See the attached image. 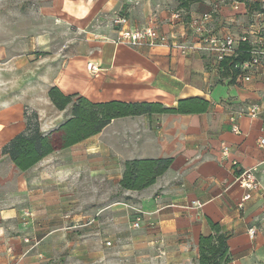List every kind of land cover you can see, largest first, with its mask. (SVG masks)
<instances>
[{
	"label": "crops",
	"instance_id": "1",
	"mask_svg": "<svg viewBox=\"0 0 264 264\" xmlns=\"http://www.w3.org/2000/svg\"><path fill=\"white\" fill-rule=\"evenodd\" d=\"M235 1L238 10L230 0H188L186 9L176 0H50L44 16L60 21L65 35L54 50L51 37H36L34 22L22 29L17 20L8 31L0 24V264H49L57 258L64 264H197L198 240L211 234L207 220L225 238L224 264H264V146L258 145L264 131L245 114L251 104H264V71L245 82L231 61L217 63L204 52L182 55L111 42L115 15L126 16L131 27L151 20L171 40L192 42L188 23L209 13L211 34L238 39L254 23V13L264 11L255 0ZM262 20L264 25V15ZM21 47L27 50L22 56ZM37 48L44 49L42 58H36ZM89 63L94 72L86 69ZM53 86L92 103L173 108L200 98L210 105L197 115L115 119L97 135L21 172L1 150L25 129V105L40 118L37 97L48 109L66 113L68 107L59 112L47 97ZM158 158H172V164L152 186L119 189L124 161ZM247 169L260 187L242 203L247 192L234 179ZM116 191L124 201H116ZM193 202L200 208L191 207ZM136 219L139 228L133 229Z\"/></svg>",
	"mask_w": 264,
	"mask_h": 264
},
{
	"label": "trees",
	"instance_id": "2",
	"mask_svg": "<svg viewBox=\"0 0 264 264\" xmlns=\"http://www.w3.org/2000/svg\"><path fill=\"white\" fill-rule=\"evenodd\" d=\"M179 7L188 8V0H176ZM240 1V0H238ZM242 53L231 61V67L248 59L249 47L241 46ZM52 106L59 112L70 107L69 117L55 130L42 133L38 114L34 110H24L25 129L14 136L1 150L10 162L21 172H25L48 155L70 148L100 133L111 121L126 117L150 115H197L207 112L209 102L200 98L184 99L173 108L159 103H92L79 95H65L57 87L47 91ZM172 158L132 159L123 162L118 187L122 191L140 192L152 186L171 166ZM211 234L200 236L197 264H224L228 261L225 238L218 224L207 220Z\"/></svg>",
	"mask_w": 264,
	"mask_h": 264
},
{
	"label": "built area",
	"instance_id": "3",
	"mask_svg": "<svg viewBox=\"0 0 264 264\" xmlns=\"http://www.w3.org/2000/svg\"><path fill=\"white\" fill-rule=\"evenodd\" d=\"M260 9L264 11V0H255ZM239 2L230 0V6L233 10L239 9ZM264 12L254 13V23L248 32L238 39L231 34L213 35L210 33L207 25L211 20L209 13H204L197 18L190 20L188 28L192 32L195 40L192 42H175L171 38L161 33L149 20L146 24L139 27H131L129 20L124 15H115L111 19L112 26L116 29L117 35L111 40L115 46H122L130 49L148 48L154 49L165 47L175 50L182 55L193 52H204L213 56L217 63L236 56L239 44H247L249 57L246 61L236 63L233 69L238 73L243 81L249 82L259 72L264 71V25L262 16ZM174 20L180 19L178 14L172 17ZM250 37L254 39L251 40ZM88 71L94 72L95 68L91 63L86 65ZM246 116L251 119H258L261 123V129L264 131V104H251L246 110ZM232 132L237 134L238 128L232 126ZM259 147L264 146V139L258 140ZM227 153V149L223 150ZM234 183L247 193L242 198V203L250 199V193L259 190L260 184L254 174V170H241L237 173ZM191 207L200 208L197 202L191 203ZM242 208V204L239 206ZM25 217L31 216L29 212H24ZM133 229L139 228V219L132 222ZM250 234H253L249 230ZM109 245V243H107Z\"/></svg>",
	"mask_w": 264,
	"mask_h": 264
},
{
	"label": "rangeland",
	"instance_id": "4",
	"mask_svg": "<svg viewBox=\"0 0 264 264\" xmlns=\"http://www.w3.org/2000/svg\"><path fill=\"white\" fill-rule=\"evenodd\" d=\"M50 5V0H0V24L5 26L6 29L3 31H8L7 29L11 28L12 23L17 21L22 29L28 25V23H35L37 26L36 37H51V42H54L51 50H54L55 47L59 46V43L64 40L65 35H61L59 32L60 21L50 19L44 16L45 8ZM53 25L55 27H53ZM51 27V32H43L44 28ZM8 35L7 32L3 33V36ZM21 35L24 37L27 36V33L21 32ZM36 58H42L44 56V49H36ZM39 50V51H38ZM15 51V50H14ZM25 48H19L18 54L24 55L26 53ZM11 51H9V54ZM16 53V52H15ZM35 107L40 112L39 124L42 133L48 134L51 131L55 130L61 123H63L70 113V107H68L66 113L61 115V113L55 112L53 109H48L46 105L42 103L39 97L36 98ZM34 110L31 106L25 105L24 110ZM23 110V112H24ZM35 111V110H34ZM39 117V116H38ZM116 201H124V196L121 195L118 191L115 194ZM75 234V231L72 233ZM49 264H64V261L59 260L58 258L49 262Z\"/></svg>",
	"mask_w": 264,
	"mask_h": 264
}]
</instances>
